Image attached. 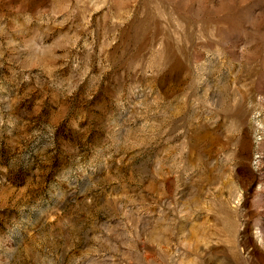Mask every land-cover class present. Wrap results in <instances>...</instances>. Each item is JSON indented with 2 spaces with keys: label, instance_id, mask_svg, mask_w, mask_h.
I'll return each mask as SVG.
<instances>
[{
  "label": "rangeland",
  "instance_id": "obj_1",
  "mask_svg": "<svg viewBox=\"0 0 264 264\" xmlns=\"http://www.w3.org/2000/svg\"><path fill=\"white\" fill-rule=\"evenodd\" d=\"M0 264H264V0H0Z\"/></svg>",
  "mask_w": 264,
  "mask_h": 264
}]
</instances>
